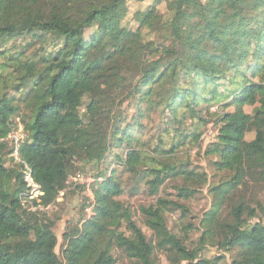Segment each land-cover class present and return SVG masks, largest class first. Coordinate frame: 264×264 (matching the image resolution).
Returning a JSON list of instances; mask_svg holds the SVG:
<instances>
[{
    "label": "trees",
    "instance_id": "trees-1",
    "mask_svg": "<svg viewBox=\"0 0 264 264\" xmlns=\"http://www.w3.org/2000/svg\"><path fill=\"white\" fill-rule=\"evenodd\" d=\"M160 5L172 16L160 13ZM128 14V0H0V139L20 125L27 134L13 177L6 165L15 163L13 144L0 143V264H117L119 253L128 264H162L161 256L168 264H264V224L255 229L261 239L223 246L229 258L204 255L222 246L225 221L246 226L264 217V0H155L132 40L123 25ZM126 103L141 119L162 109L165 134L174 140L169 150L154 149L155 164L135 136L140 124H129L121 110ZM183 110L203 124L218 123L206 156H216L217 173L229 176L210 188L197 243L193 226L181 237L167 223V213H185L186 204L159 198L142 206L150 236L130 209L116 208L124 193L116 166L137 184L144 180L151 196L182 179L187 187L179 197L187 200L194 185L207 183L185 163L168 162L203 138L199 130L187 132ZM106 117L108 126L101 123ZM78 160L105 169L94 176L91 216L65 232L58 254L61 218L50 211L29 216L21 202L25 165L43 193L35 206L56 208Z\"/></svg>",
    "mask_w": 264,
    "mask_h": 264
},
{
    "label": "rangeland",
    "instance_id": "rangeland-1",
    "mask_svg": "<svg viewBox=\"0 0 264 264\" xmlns=\"http://www.w3.org/2000/svg\"><path fill=\"white\" fill-rule=\"evenodd\" d=\"M129 14L124 20L123 25L128 28L132 33L128 34V40H132L135 32L139 26L146 19L150 7L155 6V0H128ZM160 13L164 14L166 18L172 16L168 13L166 5H160L158 7ZM98 25H104L103 19H98ZM24 42V41H22ZM146 48L140 51V60L143 57ZM140 62V61H139ZM0 66H3V60L0 59ZM5 70V67H4ZM7 71H10L8 68ZM8 76V73H6ZM11 78H7L10 80ZM130 81V80H129ZM217 107L212 109V112L217 111ZM115 110V109H114ZM122 112L127 116L128 122L131 125L140 124V133H135V136L144 142L146 145L141 147L145 149L143 151L144 158L149 164L154 163L152 158L159 157L158 153H155L156 148H165L169 150L172 142L174 140L173 134H165V120L163 119L162 109H154L152 111H146L144 117L139 118V113L132 106H128V103L122 105ZM235 108H231L230 111H234ZM116 111V110H115ZM245 111L248 113H253V107H246ZM119 112V111H118ZM180 117L185 121L187 132H192L194 130H199L203 133V138L200 141L198 147H193L191 145H185L178 151V153L173 157H168V162L185 163L189 170H193L196 174L203 175L207 179V183L202 186L194 185L196 192L187 200L179 197L180 188L187 187L186 183L182 179H175L168 181L160 189L157 196H151L149 192V186L143 180L141 184L136 183V178L132 176L131 173L120 170L119 176L123 181L124 193L118 197L116 208L119 212H123L124 208L131 210L134 216V220L143 228L145 233L150 236L151 232L146 228L142 221V216L140 213V208L142 206L156 205L159 198L172 199L187 205V211L182 213V211L169 212L166 215L167 223L169 228L177 235L183 237L185 235V228L190 225L193 226L192 231H190L191 242L197 243L201 237L204 227H203V217L204 214L211 208L212 205V195L210 194V188L213 185L219 184L222 180L227 179L229 176L227 174H218L213 162L218 160L216 156H206V150L208 147L215 142V138L219 133V125L215 121L211 123L203 124L196 118H190L187 116L185 110L180 112ZM207 118L211 119V116ZM101 123H106L107 126L110 125L111 121L109 118H102ZM22 127V126H21ZM21 129V128H20ZM255 138V133H249L246 137L247 141H252ZM103 140V139H102ZM162 140V141H161ZM9 160V159H8ZM155 164V163H154ZM7 168L9 169V175L13 177L20 167L18 164L7 161ZM97 164H86L83 160L75 161L69 167L70 178L67 183V192L64 195L60 194L58 198V205L50 208L51 217L61 218L58 221L55 232L59 238V243L57 246V253L60 254L63 248V235L66 231L73 229L75 226L80 224L82 219L88 218L92 214V206H88L89 197L87 194L86 186L76 185L77 176H85L87 178L92 177L105 169V166L101 167ZM262 202L264 203V192L260 196ZM33 212L28 215L31 216ZM261 218V219H260ZM259 219H254L249 225L243 226L238 223H234L232 219L225 221L220 226L222 234V246H209L204 255L206 258H212L215 256H227L229 258L230 254L225 252L223 246L226 244L238 245L244 239H249L252 237H261L260 233L255 229L260 230L264 224V217L260 216ZM233 224V226H231ZM264 226V225H263ZM128 236L130 232L126 233ZM261 239V238H260ZM117 264H128L126 258L119 253ZM162 264H168L165 256H161Z\"/></svg>",
    "mask_w": 264,
    "mask_h": 264
},
{
    "label": "built area",
    "instance_id": "built-area-1",
    "mask_svg": "<svg viewBox=\"0 0 264 264\" xmlns=\"http://www.w3.org/2000/svg\"><path fill=\"white\" fill-rule=\"evenodd\" d=\"M21 126L22 125H20L17 130L13 131L8 138L0 139V143L6 141L13 144V152L11 154V157L14 159L15 163L17 164L22 163L19 157V150L21 145L24 144L27 139V134L24 131L23 126L22 127ZM24 174H25V181L27 183L28 190L21 195V202L23 206L26 207L28 214L30 212H33L34 214L39 211L42 212L50 211L51 210L50 208L54 207L53 204L48 207L43 205L35 206L34 201H38L39 203L43 193L40 189V186L35 183L33 179L32 170L27 165H25ZM95 180L96 179H93L92 177L87 178L85 176H80V175L77 176L75 179L77 183L76 185L86 186L88 197L92 200H94L92 185L94 184ZM65 192H67V189H65L61 194L64 195Z\"/></svg>",
    "mask_w": 264,
    "mask_h": 264
}]
</instances>
